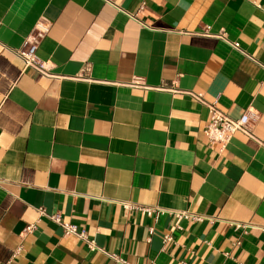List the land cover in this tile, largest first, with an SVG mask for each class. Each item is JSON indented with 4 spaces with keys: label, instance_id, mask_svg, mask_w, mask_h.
Wrapping results in <instances>:
<instances>
[{
    "label": "crops",
    "instance_id": "crops-1",
    "mask_svg": "<svg viewBox=\"0 0 264 264\" xmlns=\"http://www.w3.org/2000/svg\"><path fill=\"white\" fill-rule=\"evenodd\" d=\"M39 22L49 77L14 52ZM189 92L257 110L253 134L211 143ZM110 253L264 264V0H0V264H120Z\"/></svg>",
    "mask_w": 264,
    "mask_h": 264
},
{
    "label": "built area",
    "instance_id": "built-area-1",
    "mask_svg": "<svg viewBox=\"0 0 264 264\" xmlns=\"http://www.w3.org/2000/svg\"><path fill=\"white\" fill-rule=\"evenodd\" d=\"M48 29L49 27L47 26V24L43 22H39L38 24H36L34 29L25 38L24 44L21 47L14 49V52L19 58H21L24 61L25 69L33 68L37 70L38 72H40L41 74L49 77L50 75H53V73L50 72V66L48 65L46 61L41 59L38 55L39 47L41 46L43 42L42 40L46 37L48 33ZM201 33L208 34V29H204V32L202 31ZM218 36L226 40L227 42H229V44L233 47V49L235 48L238 50H242L240 41H237V40L230 41L225 31L219 33ZM81 78L86 79L88 77L86 78L81 77ZM131 84L137 87H142V86H145V81L143 80V78L137 77L134 79V81ZM172 90L175 91L176 89L172 88ZM189 93H191L192 96H194V98H196L198 101L204 102L208 106L211 117H210V121L207 123L204 130L211 143L220 142L222 145V148H224L230 142L233 135L238 130L244 131L245 133L249 135L253 134L251 126L253 125V123H255V121L260 116L257 110L248 109L246 113H244L243 115L235 119V118L230 117L225 112L221 111L216 106V102H207L204 99L203 93H198V94L192 93V92H189ZM123 206L126 209L128 208L131 210H134V209L140 210L145 214L154 216L155 218H157L158 216H160L161 214L165 212V210H162L159 207H156V208L147 207V206L143 207L135 203H132L130 201L124 202ZM40 214L42 216L43 215L48 216L52 221H55L60 226H62L65 234L67 235L74 234L78 236L81 240L85 241L86 244H88L90 248L92 249L97 248V244H95V242L89 238V234L85 228H83L82 226H79L78 224L74 222L63 221L61 213L57 212L53 214H48L44 208H40ZM171 214L173 215V217H175V221H176L175 223L177 224H179V222L181 221V219H183V217H191L192 219H196V220L201 219L200 216L191 214L187 211L172 212ZM175 226H178V225H175ZM237 226L241 227L242 224L239 223ZM34 229H35V224L28 225L26 228V232L27 233L33 232ZM153 230L154 228H151V232H153ZM166 239L167 240L171 239V236L169 234L166 235L165 240ZM17 251H19V249ZM110 255L116 260V262L120 264H130V262H127L124 258H122L120 255L116 253H110Z\"/></svg>",
    "mask_w": 264,
    "mask_h": 264
}]
</instances>
